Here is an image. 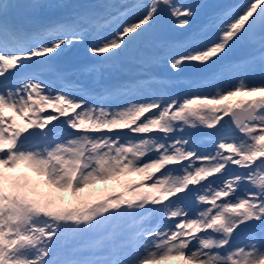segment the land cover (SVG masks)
<instances>
[{
	"label": "snow or ice",
	"instance_id": "obj_1",
	"mask_svg": "<svg viewBox=\"0 0 264 264\" xmlns=\"http://www.w3.org/2000/svg\"><path fill=\"white\" fill-rule=\"evenodd\" d=\"M169 260L264 264V0H0V264Z\"/></svg>",
	"mask_w": 264,
	"mask_h": 264
},
{
	"label": "rangeland",
	"instance_id": "obj_2",
	"mask_svg": "<svg viewBox=\"0 0 264 264\" xmlns=\"http://www.w3.org/2000/svg\"><path fill=\"white\" fill-rule=\"evenodd\" d=\"M69 2L72 3H90V2H95V0H69ZM177 2L180 3H185V4H192V5H198V4H203V3H212V4H217V5H235L239 4L242 2V0H177ZM170 18L167 14V11L163 14V19H162V28H161V35L162 36H170V35H175V33L170 31ZM201 22L203 23H208V17L207 16H201ZM90 57L86 53L85 46L80 45L76 49H74L71 53H69L67 56L61 58L60 60L57 61V63L64 65L66 67L70 68H76L81 65L90 63ZM153 71L157 72L161 76H166L167 69L164 65H160L156 68L153 69ZM190 73H192V70L189 69L186 72H184L182 75L184 77L189 76ZM193 74V73H192ZM210 90V89H206ZM233 100L236 98H232ZM19 120V118H17ZM63 119V118H61ZM228 118L225 117V120ZM55 123V122H54ZM205 131H210V130H205ZM197 136V143L201 145V150H208L212 147V145L209 143V141L213 137L205 136L202 133H196ZM28 172L29 175H32L30 170L24 165L21 164L18 166V168L15 170V172ZM130 179L133 180H138V176H133L130 177ZM97 187H103V185H97ZM162 264H179V261L177 260H169L162 262Z\"/></svg>",
	"mask_w": 264,
	"mask_h": 264
},
{
	"label": "trees",
	"instance_id": "obj_3",
	"mask_svg": "<svg viewBox=\"0 0 264 264\" xmlns=\"http://www.w3.org/2000/svg\"><path fill=\"white\" fill-rule=\"evenodd\" d=\"M171 36V35H170ZM193 74L192 73H190V75L189 76H186V77H191Z\"/></svg>",
	"mask_w": 264,
	"mask_h": 264
},
{
	"label": "water",
	"instance_id": "obj_4",
	"mask_svg": "<svg viewBox=\"0 0 264 264\" xmlns=\"http://www.w3.org/2000/svg\"><path fill=\"white\" fill-rule=\"evenodd\" d=\"M21 2H22V0H21Z\"/></svg>",
	"mask_w": 264,
	"mask_h": 264
}]
</instances>
